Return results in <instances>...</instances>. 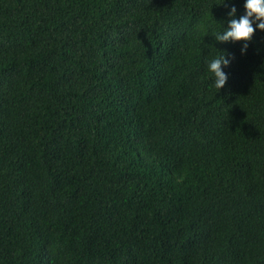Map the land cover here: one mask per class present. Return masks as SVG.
I'll list each match as a JSON object with an SVG mask.
<instances>
[{"label": "trees", "instance_id": "obj_1", "mask_svg": "<svg viewBox=\"0 0 264 264\" xmlns=\"http://www.w3.org/2000/svg\"><path fill=\"white\" fill-rule=\"evenodd\" d=\"M244 4L0 0V264H264V30L215 39Z\"/></svg>", "mask_w": 264, "mask_h": 264}, {"label": "clouds", "instance_id": "obj_2", "mask_svg": "<svg viewBox=\"0 0 264 264\" xmlns=\"http://www.w3.org/2000/svg\"><path fill=\"white\" fill-rule=\"evenodd\" d=\"M245 14L240 16L239 19H232L229 21L228 29L223 34L217 33L215 39L217 41H250L255 30H264V0H245L244 4ZM236 13V8L232 7L228 13L229 16H233ZM259 21L255 28L253 22ZM247 49V43H245L241 52L243 53ZM230 63L229 59H226L222 54L217 58L212 59L208 63V69L215 76V87L217 90L222 88L226 81L227 75L223 71L222 66H227Z\"/></svg>", "mask_w": 264, "mask_h": 264}]
</instances>
